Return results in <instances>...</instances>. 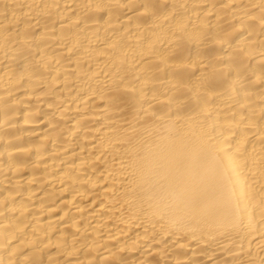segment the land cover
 I'll list each match as a JSON object with an SVG mask.
<instances>
[{
  "label": "bare ground",
  "instance_id": "bare-ground-1",
  "mask_svg": "<svg viewBox=\"0 0 264 264\" xmlns=\"http://www.w3.org/2000/svg\"><path fill=\"white\" fill-rule=\"evenodd\" d=\"M0 264H264V0H0Z\"/></svg>",
  "mask_w": 264,
  "mask_h": 264
}]
</instances>
